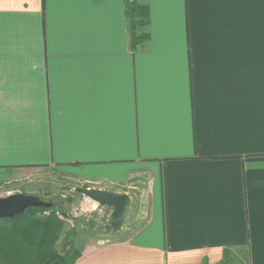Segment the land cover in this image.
I'll return each mask as SVG.
<instances>
[{"label":"crops","instance_id":"0c3cea01","mask_svg":"<svg viewBox=\"0 0 264 264\" xmlns=\"http://www.w3.org/2000/svg\"><path fill=\"white\" fill-rule=\"evenodd\" d=\"M124 2L0 0V180L140 185L76 264H264V0H148L136 53Z\"/></svg>","mask_w":264,"mask_h":264},{"label":"trees","instance_id":"16d2710c","mask_svg":"<svg viewBox=\"0 0 264 264\" xmlns=\"http://www.w3.org/2000/svg\"><path fill=\"white\" fill-rule=\"evenodd\" d=\"M124 17L130 48L136 53L150 41L148 0H125ZM55 206L48 210L29 209L15 219L0 222V264H76L82 250L74 245L72 237L68 239L69 232L75 228L64 237V249L59 251L57 248L66 222L62 218L64 215L55 211ZM106 232L116 235V238L120 236V232L112 231L110 223L106 225ZM117 240L124 242L126 237ZM223 264H230L228 253Z\"/></svg>","mask_w":264,"mask_h":264},{"label":"rangeland","instance_id":"374dc122","mask_svg":"<svg viewBox=\"0 0 264 264\" xmlns=\"http://www.w3.org/2000/svg\"><path fill=\"white\" fill-rule=\"evenodd\" d=\"M88 186L81 184L64 168L51 166L20 171L1 179L0 197L21 193L36 195L45 201L54 202L56 204L55 211L59 215H64L61 217L66 222V227L57 247L58 250L64 249V237L70 229L75 228V231L69 232L68 239L72 237L74 245L82 250L83 254L84 249L91 242L114 243L118 241L117 239L126 237V232H122V230L119 238L106 232V225L110 223L112 208L99 207L98 204L75 190L77 187L89 188ZM128 186L129 183H125V185L115 187L114 190L120 194L128 192L134 195L136 190L132 187L140 188L138 184L131 186L130 189ZM138 206V198L135 197L127 216L129 224L137 220Z\"/></svg>","mask_w":264,"mask_h":264},{"label":"water","instance_id":"95a60500","mask_svg":"<svg viewBox=\"0 0 264 264\" xmlns=\"http://www.w3.org/2000/svg\"><path fill=\"white\" fill-rule=\"evenodd\" d=\"M75 190L98 204L99 207L112 208L110 227L113 232H120L124 229L132 205L130 195L97 188L77 187ZM54 206V203L45 201L36 195L20 193L0 197V222L5 219H15L29 209L48 210Z\"/></svg>","mask_w":264,"mask_h":264},{"label":"flooded vegetation","instance_id":"af4514ba","mask_svg":"<svg viewBox=\"0 0 264 264\" xmlns=\"http://www.w3.org/2000/svg\"><path fill=\"white\" fill-rule=\"evenodd\" d=\"M134 199V198H133Z\"/></svg>","mask_w":264,"mask_h":264}]
</instances>
